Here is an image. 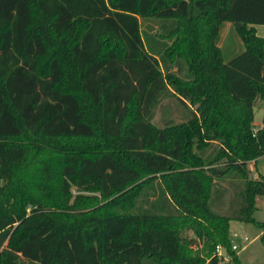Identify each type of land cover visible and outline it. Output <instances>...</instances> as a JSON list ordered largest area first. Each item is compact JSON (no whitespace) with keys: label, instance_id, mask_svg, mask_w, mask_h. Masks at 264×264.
Listing matches in <instances>:
<instances>
[{"label":"trees","instance_id":"1","mask_svg":"<svg viewBox=\"0 0 264 264\" xmlns=\"http://www.w3.org/2000/svg\"><path fill=\"white\" fill-rule=\"evenodd\" d=\"M256 24L264 0H0V264H243L232 220L264 245ZM165 95L187 119L153 122Z\"/></svg>","mask_w":264,"mask_h":264},{"label":"rangeland","instance_id":"2","mask_svg":"<svg viewBox=\"0 0 264 264\" xmlns=\"http://www.w3.org/2000/svg\"><path fill=\"white\" fill-rule=\"evenodd\" d=\"M258 33L264 36V24L255 25ZM146 27L143 25V28ZM221 43V44H220ZM218 44L222 45L224 57L228 60L244 51L245 45L234 24L230 21H224L220 27ZM260 107V108H259ZM188 108L185 107L176 97L165 95L161 103L155 108L153 122L158 126H165L168 122H180L187 119ZM263 105L259 100L255 106V123L262 120ZM74 192L77 193L76 188ZM260 209L256 212L258 219H264V195L260 196ZM255 215V214H254ZM231 231L234 235L242 237L248 241V245L239 252V257L243 264H264V245L261 239L257 237L259 228L251 222L239 220L231 221ZM193 234L192 231L189 232ZM230 264H239L234 259Z\"/></svg>","mask_w":264,"mask_h":264},{"label":"crops","instance_id":"3","mask_svg":"<svg viewBox=\"0 0 264 264\" xmlns=\"http://www.w3.org/2000/svg\"><path fill=\"white\" fill-rule=\"evenodd\" d=\"M220 35V34H219ZM221 44V43H220ZM220 47L222 46V45H219ZM222 48V47H221ZM223 50V49H222ZM261 104L263 105V101H261ZM260 108V107H259ZM260 120H262V119H260ZM262 121H260V122H258L259 124L261 123ZM249 167L251 168V170H252V172H253V174H254V176H259V174H264V155H262L261 157H259L258 159H256V160H252V161H250L249 162ZM260 199H261V197L260 196H258L257 197V201H256V205H257V209H256V211H255V217H256V212L258 211V209H260V204H259V201H260ZM257 218V217H256ZM258 219V218H257ZM258 220H261V219H258ZM261 221H264V219L263 220H261ZM232 224V223H231ZM230 228H232V225H231V227ZM232 232V231H231ZM261 233H262V230L261 229H259V232H258V234H257V237H259L260 238V235H261ZM248 245V243L244 246V248L246 247Z\"/></svg>","mask_w":264,"mask_h":264},{"label":"built area","instance_id":"4","mask_svg":"<svg viewBox=\"0 0 264 264\" xmlns=\"http://www.w3.org/2000/svg\"><path fill=\"white\" fill-rule=\"evenodd\" d=\"M233 248H237V245H234ZM216 255L219 260V264H230L232 261V256L228 254L222 245H218L216 248Z\"/></svg>","mask_w":264,"mask_h":264}]
</instances>
